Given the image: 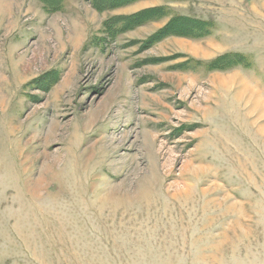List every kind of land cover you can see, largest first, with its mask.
<instances>
[{
	"label": "rangeland",
	"instance_id": "rangeland-1",
	"mask_svg": "<svg viewBox=\"0 0 264 264\" xmlns=\"http://www.w3.org/2000/svg\"><path fill=\"white\" fill-rule=\"evenodd\" d=\"M115 3L0 0V264H264V0Z\"/></svg>",
	"mask_w": 264,
	"mask_h": 264
},
{
	"label": "trees",
	"instance_id": "trees-1",
	"mask_svg": "<svg viewBox=\"0 0 264 264\" xmlns=\"http://www.w3.org/2000/svg\"><path fill=\"white\" fill-rule=\"evenodd\" d=\"M100 1L104 2L105 0H100ZM119 1L120 3L113 4V7L115 6L117 7V5H124L130 2L136 1V0H119ZM113 2L114 0H112V3ZM162 11H163L162 9H149L137 16L130 17V19L129 18L125 19L122 17L114 18V22L118 20V21H122L126 23V25L136 26V25H140L144 21V17L146 16L149 17L151 15H155V13L157 14ZM207 26L210 27L211 24H206V22L199 21V20L177 17L173 21H171L170 24L167 27H165V29H162L160 32L152 36L148 40V42L158 40L161 37H165L171 34L175 36H182V37L189 36L192 38H200V37L202 38L206 34H208V31L206 29Z\"/></svg>",
	"mask_w": 264,
	"mask_h": 264
},
{
	"label": "crops",
	"instance_id": "crops-1",
	"mask_svg": "<svg viewBox=\"0 0 264 264\" xmlns=\"http://www.w3.org/2000/svg\"><path fill=\"white\" fill-rule=\"evenodd\" d=\"M150 8H153V7H150Z\"/></svg>",
	"mask_w": 264,
	"mask_h": 264
}]
</instances>
